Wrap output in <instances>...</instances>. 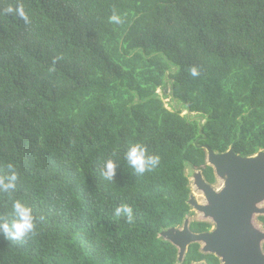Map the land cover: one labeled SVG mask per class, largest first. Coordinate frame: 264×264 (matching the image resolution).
I'll use <instances>...</instances> for the list:
<instances>
[{"label": "trees", "instance_id": "1", "mask_svg": "<svg viewBox=\"0 0 264 264\" xmlns=\"http://www.w3.org/2000/svg\"><path fill=\"white\" fill-rule=\"evenodd\" d=\"M138 142L160 157L142 176L125 160ZM206 147L264 150V0H0V173L20 174L0 211L21 200L45 217L24 246L0 234V264H219L198 244L178 263L160 238L190 214L187 167L216 183Z\"/></svg>", "mask_w": 264, "mask_h": 264}, {"label": "water", "instance_id": "2", "mask_svg": "<svg viewBox=\"0 0 264 264\" xmlns=\"http://www.w3.org/2000/svg\"><path fill=\"white\" fill-rule=\"evenodd\" d=\"M207 165L224 180L220 190H214L202 177L197 187L206 204L200 205L190 197L189 204L205 217L212 219L215 229L209 234H194L188 221L182 229L170 228L160 235L178 250L183 260L191 243L204 244L203 251L217 256L222 264H264L261 232L254 215L264 216V150L251 157H240L232 149L217 153L206 147Z\"/></svg>", "mask_w": 264, "mask_h": 264}, {"label": "clouds", "instance_id": "3", "mask_svg": "<svg viewBox=\"0 0 264 264\" xmlns=\"http://www.w3.org/2000/svg\"><path fill=\"white\" fill-rule=\"evenodd\" d=\"M17 10L20 17L25 22H28V17L22 4L18 6ZM13 11L14 9L11 6L6 9L7 14H11ZM109 23L122 24L123 21L118 15L114 14L109 18ZM55 62L54 60L53 63ZM50 70L55 71L54 68ZM189 71L193 77L199 75V71L195 67L189 69ZM112 155L115 156L116 152H113ZM125 160L128 166L141 176L154 172L160 163V157L158 155H149L147 145L139 142L129 145L125 153ZM116 168L117 164L111 157L106 159L100 169L101 178L114 183ZM6 169V172L0 173V193L6 194L9 199H12L17 190L20 174L17 165L12 162L6 165ZM132 211L131 206L122 204L116 208L115 215L119 217L122 212H126L127 222L131 224L134 221ZM44 220L45 217L43 215L37 217L26 202L15 200L10 212L0 211V234L8 241L24 246L41 235L42 229L40 226Z\"/></svg>", "mask_w": 264, "mask_h": 264}, {"label": "rangeland", "instance_id": "4", "mask_svg": "<svg viewBox=\"0 0 264 264\" xmlns=\"http://www.w3.org/2000/svg\"><path fill=\"white\" fill-rule=\"evenodd\" d=\"M157 93L161 96V98H162V100H163V102L165 104V107H167L169 109L178 107L177 103H173V101L170 100L169 88L165 87V88L159 89L157 91ZM187 114H188V112L183 110L182 116H185ZM191 118L194 119V118H198V117H196L195 115L193 116V114H192ZM201 123H203V121H201ZM186 175H187V177L189 179V183H190L189 185H190V189H191V198H194L199 204H202V203L205 204L206 200H205L204 194L197 187L198 178L202 177L201 171L197 170V169H194V168H191L189 166L186 169ZM214 175H215L216 183L214 185H211V187L214 190H220L223 187V185H224V180L222 178L218 177L215 174V172H214ZM259 207L260 208H264V203L260 204ZM258 217H259L258 215H254V218H253L254 222L258 226L257 228H259L261 231H263L262 227H261V223H259V221H258ZM202 219H203V214L191 207L190 214L186 217L185 221L191 222V221H199V220H202ZM207 221H209V220L207 219ZM209 222H211V221H209ZM160 238L165 240V237H163L162 235H160ZM180 262H181V260L178 259V263H180Z\"/></svg>", "mask_w": 264, "mask_h": 264}, {"label": "flooded vegetation", "instance_id": "5", "mask_svg": "<svg viewBox=\"0 0 264 264\" xmlns=\"http://www.w3.org/2000/svg\"><path fill=\"white\" fill-rule=\"evenodd\" d=\"M205 180V179H204ZM210 185V184H209ZM190 200V199H189ZM194 201H196L195 199H194ZM197 202V201H196ZM198 203V202H197ZM199 204V203H198ZM206 204V203H205ZM205 204H200V205H205ZM190 205V204H189ZM190 207H192V208H194L193 206H191L190 205ZM190 211H191V209H190ZM188 216V215H187ZM262 216V215H261ZM261 216H259V217H261ZM207 219L209 220V221H211V222H209V221H207ZM186 220V219H185ZM185 220H184V222H185ZM259 221V220H258ZM184 222H183V224L181 225V226H179V227H177V228H179V229H182V227H183V225H184ZM194 222H198V223H204V224H208L209 225V228L206 230V231H201V232H193V231H191L190 230V225L192 224V223H194ZM259 223H260V221H259ZM214 223H213V221H212V219H210L209 217H205L204 215H203V219L202 220H199V221H191V222H189L188 221V228H189V230H190V232H192V233H194V234H209V233H211V232H213L214 231V229H215V224L213 225ZM261 227H262V224H261ZM260 230V229H259ZM262 230L263 231H261V232H264V229H263V227H262ZM264 242V241H263ZM262 242V251H263V253H264V249H263V245H264V243ZM192 244H198V246H199V252L200 253H202V254H204V255H213L214 257H216L217 259H218V261H219V264H222V262H221V260L217 257V256H215L214 254H211V253H205L204 251H203V247H204V244H202V243H191L190 245H192ZM189 245V246H190ZM188 246V247H189ZM188 249V248H187ZM187 252V251H186ZM178 257V256H177ZM184 260V259H183ZM183 260H181V262L183 261ZM191 264H207L205 261H200V262H192Z\"/></svg>", "mask_w": 264, "mask_h": 264}, {"label": "bare ground", "instance_id": "6", "mask_svg": "<svg viewBox=\"0 0 264 264\" xmlns=\"http://www.w3.org/2000/svg\"><path fill=\"white\" fill-rule=\"evenodd\" d=\"M167 100V99H166ZM220 189V188H219Z\"/></svg>", "mask_w": 264, "mask_h": 264}]
</instances>
